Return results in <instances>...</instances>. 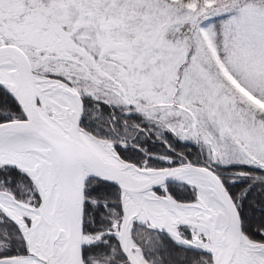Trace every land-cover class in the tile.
<instances>
[{
    "label": "snow or ice",
    "instance_id": "obj_1",
    "mask_svg": "<svg viewBox=\"0 0 264 264\" xmlns=\"http://www.w3.org/2000/svg\"><path fill=\"white\" fill-rule=\"evenodd\" d=\"M0 264H264V0H0Z\"/></svg>",
    "mask_w": 264,
    "mask_h": 264
}]
</instances>
